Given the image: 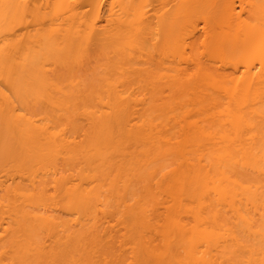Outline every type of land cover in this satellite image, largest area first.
Wrapping results in <instances>:
<instances>
[{
	"label": "bare ground",
	"instance_id": "1",
	"mask_svg": "<svg viewBox=\"0 0 264 264\" xmlns=\"http://www.w3.org/2000/svg\"><path fill=\"white\" fill-rule=\"evenodd\" d=\"M0 264H264V0H0Z\"/></svg>",
	"mask_w": 264,
	"mask_h": 264
}]
</instances>
